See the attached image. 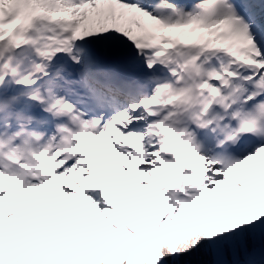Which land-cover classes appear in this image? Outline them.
I'll return each instance as SVG.
<instances>
[{"label": "snow or ice", "instance_id": "obj_1", "mask_svg": "<svg viewBox=\"0 0 264 264\" xmlns=\"http://www.w3.org/2000/svg\"><path fill=\"white\" fill-rule=\"evenodd\" d=\"M0 264H264V0H0Z\"/></svg>", "mask_w": 264, "mask_h": 264}]
</instances>
